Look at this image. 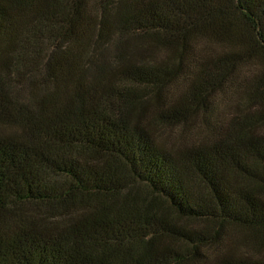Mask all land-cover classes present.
I'll use <instances>...</instances> for the list:
<instances>
[{"label":"rangeland","instance_id":"rangeland-1","mask_svg":"<svg viewBox=\"0 0 264 264\" xmlns=\"http://www.w3.org/2000/svg\"><path fill=\"white\" fill-rule=\"evenodd\" d=\"M140 15L166 31L126 33ZM259 19L236 0H0V264H264Z\"/></svg>","mask_w":264,"mask_h":264},{"label":"trees","instance_id":"trees-1","mask_svg":"<svg viewBox=\"0 0 264 264\" xmlns=\"http://www.w3.org/2000/svg\"><path fill=\"white\" fill-rule=\"evenodd\" d=\"M236 2H237V5L240 7L241 11L243 12V14H245L246 16L253 17L257 21L258 24H259V21H260L259 17H263L264 18V0H236ZM241 5H243L244 8ZM252 6H254L257 9V13L256 14H254L253 11H251ZM56 25H57V28L56 29L53 28V30H55L52 33L53 34V38L61 37L60 34H64V32H65L64 29H65L66 23L59 22V21L57 22L56 21ZM166 28L167 27L162 23V21L159 22L156 19L149 18L148 16H141L140 15V17L135 18L125 28V30H126L125 32L126 33H130V34L155 33V32H165ZM258 28H260V26ZM261 38L264 40L263 36H261ZM258 90L262 94L264 93V81L259 86ZM185 118H186V116H184V115L181 117L177 113H169L168 115H166L163 118V121L165 123H168V124L169 123L170 124H174V123H178V122H181V121L185 120ZM6 166H8V168H6ZM15 166H16V164H15L13 158L10 157V154L8 153V151L3 149L0 152V206H3V204H4L1 195L2 194H6V193H11V191L6 192L7 189H6V187L4 185L7 184V183L14 184L13 182L16 180V179L12 178L10 176V174H9V172H10L9 169L11 167H15ZM3 172H6L7 175H6V173H3ZM32 180H33L34 183H35V180H37L38 181L37 183H39V184L42 181L38 177L37 178L32 177ZM24 182H27V181H24ZM16 184H18V183H16ZM209 187L211 188L210 185H209ZM19 194L20 195H16L18 197V200L20 198H23V193H21L20 190H19ZM26 196H24V197H26ZM3 246L9 247L6 243H4L3 241H0V251H2ZM7 251H8V249H7ZM13 251H14V249H12L8 254L11 255L13 253ZM1 256H3L2 257L3 259H2L1 262L2 263H7L8 257L7 256L4 257V255H0V257ZM33 261H35V264H37L36 260H33ZM33 261H32V263H33ZM40 261H42V260H40ZM26 264H29V261H27ZM39 264H40V262H39Z\"/></svg>","mask_w":264,"mask_h":264}]
</instances>
